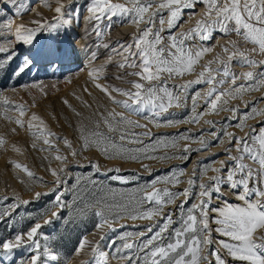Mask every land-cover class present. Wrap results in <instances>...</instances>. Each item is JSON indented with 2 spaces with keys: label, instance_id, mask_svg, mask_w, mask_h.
<instances>
[{
  "label": "rangeland",
  "instance_id": "1",
  "mask_svg": "<svg viewBox=\"0 0 264 264\" xmlns=\"http://www.w3.org/2000/svg\"><path fill=\"white\" fill-rule=\"evenodd\" d=\"M61 2L68 4V0ZM114 2L126 3L131 7L129 0ZM160 2L161 0H156L149 13L145 14V19L138 23L131 22L128 16L100 21V33L97 35L93 30V22L84 19L89 15L86 11L89 0H75L74 4L65 9L66 16L79 12L73 23L41 30L31 44H26L16 40V28L24 25L25 28L35 29L38 25L33 21H39L41 27L53 21L57 16L54 10L58 6V0H26L29 10L20 14L15 12L13 4H3L0 0V7L4 8V11H0V25L11 22V29L0 27V47L8 49L0 52V140L3 141L0 143V244L14 239L17 234L27 233L36 223H40L42 227L36 237L41 245L40 264H89V261L93 264H129L128 255L134 260L139 258L138 264H144L145 256L139 247L134 245L130 251L123 248V244L133 242L142 246L163 223L160 214L153 215L151 219L141 218L143 211L158 209L157 204L141 202L142 193L153 191L154 181L156 189L168 188L174 192L189 189V196H179L174 203L164 204L162 208V214L167 215L171 211L173 219L163 234L162 242L158 239L156 243L166 245L174 242V230L182 227V219L186 218L188 210L201 199L198 195L199 187L189 185V179L195 175L198 185L209 182L210 177L226 175V172H216L214 169L222 167V161L234 168L230 156L239 155L235 146L239 141L230 144V137L226 133L244 137L255 130L258 135L259 129L264 127V122H261L264 121V115H250L254 109L264 112V99H258L264 97V85L259 80L248 85L252 90L246 89L242 94L227 91L231 85L230 79L227 83L215 84L218 90L224 92L222 101L218 102V111L212 110L211 105L206 103L212 85L195 83L197 79H201L200 73L206 65L217 69L234 52L244 51L256 60H264V55L251 51L256 47L254 44L231 29L228 34H223L219 31V25L209 28L211 39L207 41H186L185 47L190 45L194 50L204 47L210 49L196 63L193 71L179 76L163 73L159 81L151 82L159 84L166 80L170 85L169 91H173L174 86L193 82L186 90L179 92L181 100L173 101L172 106L160 117L153 119L150 107L142 111L125 110L114 103L101 88L96 87V84H100L108 88L116 100L127 99L113 91V88L131 89L129 81H138L140 77L128 73L140 69L118 68L124 54L114 49L121 43H131L133 37L147 27V16L159 8ZM188 3L189 0H181L180 7L183 11L179 14L180 22L171 30V34L167 30L169 9H161L155 18L156 30L161 27L160 15H163L165 21V31L160 34L166 54L172 35L184 33L198 21L207 18L205 3H197L194 8L184 7ZM17 17L19 24H16ZM109 24H112L111 30ZM232 41L236 46L230 43ZM225 46L228 48L227 52L224 50ZM32 51L35 53L32 54ZM92 53L98 58H93ZM26 61H31L30 65L17 75L18 69ZM227 66L230 71L240 74L261 71L258 66L245 65L239 59L229 62ZM94 68L100 69L96 79L89 76ZM213 75L217 79H223L220 72H214ZM118 76L122 78H117ZM237 83H245L243 75ZM9 104L23 105L26 110L21 115L20 109H14ZM237 106L240 111L234 113L231 109ZM112 112L123 113L128 120L146 125L135 127L127 121L119 124V129L128 131L129 134L148 133L140 136L142 144L128 140L121 147L118 143L117 152L121 154H116L110 147L106 154L102 151L105 147L103 143L99 147L93 143L92 146L83 148V139L87 137L91 142L95 139L92 136L95 131L108 133L110 138L119 142V131L109 133L104 123V118ZM197 113L202 115L197 122H192V117ZM33 115L38 119L34 120ZM17 120L22 122V126L17 124ZM212 121L215 124L210 123ZM241 122L243 127H238ZM214 133L219 134V142ZM45 140L49 143L46 144ZM66 141L70 143V147L66 145ZM202 141H211V144L205 150L192 152L188 160L182 158L186 146L199 149ZM145 152L150 153L151 158H145ZM133 156L138 158H132ZM17 163L26 166L33 176H29L23 167H16ZM244 163L253 169L259 167L247 157ZM54 171L56 175H53ZM172 173L180 176L179 183L167 182V177ZM115 176L123 179H113ZM255 184V180L251 181L250 187ZM221 191V197L213 195L211 198L212 208L223 207L225 199L232 205L244 204L235 194L241 192L242 188L233 191L223 184ZM37 193H41L38 199ZM57 196L61 197L60 203L56 202ZM23 201L30 203L24 204ZM182 201L186 202L181 209L179 205ZM101 210L105 211L108 223H103L95 215L96 211ZM53 213L58 215L53 216ZM212 215L210 214V227L213 230V243L203 246L200 255L207 256L208 259L201 260L199 264H215L214 251L217 249L228 264H242L227 256L219 245L218 241L222 237L215 232L217 225L212 220ZM133 216L136 218H132ZM45 220L51 222L45 224ZM98 224L100 227H97ZM150 225L153 226L152 233H148ZM98 228L99 232L93 235ZM141 232L147 235L142 238L139 235ZM260 232H264V229ZM81 240L86 241L85 247L77 253ZM97 242L98 248L94 253L92 249ZM45 248L48 255H44ZM117 250L122 254L119 257ZM32 254L33 250L27 247L15 250L13 264L20 260L24 264H30ZM52 255L57 259H51ZM5 264L8 262L5 261Z\"/></svg>",
  "mask_w": 264,
  "mask_h": 264
},
{
  "label": "snow or ice",
  "instance_id": "2",
  "mask_svg": "<svg viewBox=\"0 0 264 264\" xmlns=\"http://www.w3.org/2000/svg\"><path fill=\"white\" fill-rule=\"evenodd\" d=\"M155 2L156 0H129V3H131V7H129L126 3L114 2V0H89V6L86 8L89 15L84 17V19L93 22V30L99 35L100 21L111 20L116 16H128L131 22L138 23L145 19V14L149 13V9ZM2 3L13 4L17 14L29 10L26 0H2ZM74 3L75 0H68V4H64L61 0H58V6L54 10L57 16L53 18V21L45 23L42 27L39 26V21H33V23L38 25L35 29L25 28L24 25L18 26L15 30L16 40L31 44L36 34L41 30H51L62 25L73 23L75 17L79 15V12L76 11L72 16H66L65 9ZM197 3H205L207 5V18L198 21L192 29L184 33L172 35L167 48V54L163 46V37L160 34L165 31L163 28L165 22L163 15H160L161 27L159 30L154 28V21L161 9H169L170 16L167 21V30L171 34V30L177 27L180 22L179 14L183 11L180 7L181 0H166V2L161 0L159 8L147 16V27L135 35L131 43H121L118 48L114 49V51L124 54L123 61L117 65L118 68L131 67L140 69V71L128 73V75L140 77L138 81H129L132 84L131 89L113 88V91L122 94L127 99L116 100L115 97L111 96L108 88L100 84H96V87L101 88L102 91L109 95V98L114 103L122 106L125 110L135 109L142 111L144 108L150 107L153 113L152 118L155 119L166 113L168 107L172 106L173 101L179 102L181 100L179 92L186 90L193 82L189 81L185 84L174 86L173 91H169L170 85L166 80L161 81L159 84H153L151 82L159 81L163 73H167L169 76H179L193 71L194 66L202 58L203 54L210 50L208 47L195 50L190 45L185 47L188 39L207 41L211 39L209 28H213L214 25H219V31L223 34H228L231 29L232 32L256 46L251 49L252 52L258 51L259 54L264 55V0H189V3L185 4L184 7L194 8ZM0 11H4V8L0 7ZM0 27L11 29V22L0 25ZM111 27L112 24H109V30H111ZM230 43L236 46L234 41ZM224 50L226 52L228 51L227 46H225ZM5 51H8V49L0 47V52ZM92 56L93 58H98L95 53H92ZM237 59L245 65L258 66L261 71H248L243 74L230 71L227 66L228 63L234 62ZM30 63L31 61H26L18 69L16 74L18 75ZM99 71V68H94L89 72V76L96 79L98 78ZM214 72L222 73L223 79H217L213 75ZM241 75H243L245 83L238 84L237 81ZM200 77L201 79H197L195 83H208L212 85V88L207 94L208 99L206 103L211 105L212 110L218 111L220 110L218 102L222 101L224 92L218 90L215 84L227 83L230 79L231 85L227 91L229 93L235 91L237 94H242L246 89L252 90L248 88V85L255 84L258 80L264 85V60H256L244 51L234 52L228 57L227 61L221 62L220 67L217 69H211L210 65H206L200 73ZM117 78L122 77L118 76ZM258 99H264V97H259ZM9 106L14 109H20L21 115L26 110L23 105L9 104ZM193 107H195V100ZM231 110L234 113L240 111L238 106ZM257 114L264 115V112H258L254 109L250 113L252 116ZM200 115L202 113H197L193 116L192 122H197ZM33 119H38V117L33 115ZM124 121H127L128 124H134L135 127H146V125H140L138 122L128 120L123 113L112 112L108 114V117L104 118V123L109 133L119 131V142L114 138H110L108 133L95 131L92 133L95 139L90 142L85 137L82 147L86 149L92 146L93 143L99 147L103 143L105 147L102 148V151L106 154L109 152V147L116 154H121L117 152L118 143L121 147L123 146V142L128 140L142 144V141L139 139L140 136L148 135V133L133 132L129 134L128 131H121L119 124ZM16 122L22 126L20 120ZM168 123H172V121H168ZM210 123L215 124V121ZM238 127H243V123L238 124ZM38 131L42 130L38 129ZM48 135L54 134L48 133ZM226 135L230 137V144L239 141L235 145L239 155L230 156V162L234 168L228 167V162L222 161V167L214 169V171L226 172V175L210 177L209 182L199 183L198 185H196L198 178L195 175L189 179V185L199 187L200 191L198 195L201 199L198 204H194L188 210L186 218L182 219V227L174 230V242L167 243L166 245L163 243L158 245L156 243L158 239L162 242L163 234L168 230L169 224L173 219L172 212L170 211L167 215H163L162 208L164 204L174 203L175 199L179 196H189L190 192L188 188L180 192H174L168 188L156 189L154 181L153 191L142 193L141 202L146 201L150 205L157 204L158 209L143 211L141 218L151 219L153 215L160 214L163 223L159 226V230L155 234L149 236L143 242L142 246L135 244V242L125 243L123 244L125 250H132L134 245L139 247L145 256L144 264H199L201 260L207 261V256H202L200 253L202 252L203 246H210L213 243L211 238L213 230L210 227V214H213L211 218L217 225L215 232L222 237L218 242L227 256H230L233 260L242 262V264H264V232H260L261 229H264V187L261 186L264 185V127L259 129L258 135L255 130L244 137H236L234 133H226ZM214 137L219 142V134L214 133ZM57 138L64 139L63 137ZM0 143H3V141L0 140ZM45 143L47 144L49 141L45 140ZM201 143L202 147L199 149L186 146L182 152V158L185 160L190 159L192 152L207 149L211 141H202ZM66 145L70 147L68 141H66ZM137 151L139 152L140 150L138 149ZM225 151H228V149H225ZM213 155L216 154L213 153ZM143 156L145 158H151V154L147 152L143 153ZM245 157L256 162L259 167L253 169L250 165L244 163ZM57 158L59 159V157ZM132 158L138 157L133 156ZM197 164H200L199 160ZM16 167H23L29 176H33V173L26 166L17 163ZM53 175H56L55 171ZM113 179L123 178L115 176ZM253 180L256 181V184L250 187V182ZM167 182L179 183L180 176L172 173L167 177ZM223 184H226L233 191L242 188L241 192H235V194L244 204L232 205L225 199V205L223 207L212 208L210 203L211 198L213 195L217 197L223 195L221 191ZM40 195L41 193L36 194L37 199ZM252 197H257V199L253 200ZM56 202H61L60 196L56 197ZM185 202L182 201L179 208L182 209ZM22 203L28 204L30 201H23ZM97 206H99V203ZM57 215L58 213H53V216ZM95 215L103 223H108L104 210L96 211ZM132 218L135 219L136 217L133 216ZM50 222V220H45L44 223L47 224ZM41 227L42 225L40 223H36L27 233L17 234L14 239H8L0 244V264H5V261L8 264H13L12 256L14 251L23 247L33 250V254L30 257V264H40L41 245L36 237ZM97 227H100V225L98 224ZM152 232L153 226L150 225L148 226V233ZM258 232H260L259 235H257ZM139 235L143 238L147 233L141 232ZM103 238L101 237V239ZM85 243V240H81L76 249L77 253H80L84 249ZM98 244L99 242L92 249L94 253L98 248ZM44 255H48L47 248L44 249ZM120 255L122 254L117 250V256L119 257ZM51 259H57V257L52 255ZM127 259L129 264H138L139 258L134 260L131 255H128ZM214 260L215 264H228L227 259L218 249L214 251ZM17 264H24V261L20 260ZM89 264H93V262L89 261Z\"/></svg>",
  "mask_w": 264,
  "mask_h": 264
},
{
  "label": "bare ground",
  "instance_id": "3",
  "mask_svg": "<svg viewBox=\"0 0 264 264\" xmlns=\"http://www.w3.org/2000/svg\"><path fill=\"white\" fill-rule=\"evenodd\" d=\"M19 23H20V20H19V17H17L16 24H19ZM34 53H35V51H32V54H34ZM99 230H100V228H98V229L93 233V235L96 234V233H98Z\"/></svg>",
  "mask_w": 264,
  "mask_h": 264
}]
</instances>
